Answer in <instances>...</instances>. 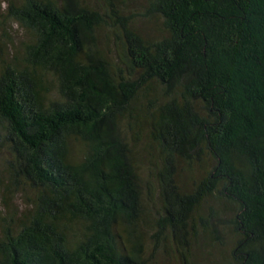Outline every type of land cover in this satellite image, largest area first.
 Instances as JSON below:
<instances>
[{
	"label": "trees",
	"instance_id": "1",
	"mask_svg": "<svg viewBox=\"0 0 264 264\" xmlns=\"http://www.w3.org/2000/svg\"><path fill=\"white\" fill-rule=\"evenodd\" d=\"M119 3L3 0L0 148L32 196L0 264H146V223L184 264L228 235L229 264H264V0H146L154 40Z\"/></svg>",
	"mask_w": 264,
	"mask_h": 264
},
{
	"label": "rangeland",
	"instance_id": "2",
	"mask_svg": "<svg viewBox=\"0 0 264 264\" xmlns=\"http://www.w3.org/2000/svg\"><path fill=\"white\" fill-rule=\"evenodd\" d=\"M89 4H96L97 0H86ZM146 4V0H120L119 4H115L119 9H121L122 14L125 17H132L134 19L133 25L136 27L138 32L146 39H157L160 37V27L154 24L151 20H143L140 14L143 13V8ZM6 5L3 4V0H0V17L1 13L5 10ZM139 16V17H138ZM7 28L9 30V36L12 37L14 41L18 44L19 41L25 40L26 35L22 29H19L17 25L9 24ZM112 37L113 34L108 35L105 31L100 33V38L98 40V47L106 53L107 57L112 60L114 57L112 50ZM48 80H52L49 78ZM53 92V91H52ZM144 143L140 144L136 149H134V156L136 162L139 164V175L143 182V189L147 193V198L149 199V204L147 205V210L150 219L155 216L157 211L158 201L154 200V205L151 204V197L148 193L149 185L145 184V181L151 182V176L149 175L147 168H150L146 158V153L143 151ZM80 147L76 144L73 148V153L77 154ZM9 156L5 149L0 148V225L4 220L13 219L14 216L26 208V200L31 198L32 193L30 190H22L19 187L7 188V174L5 172L7 160ZM181 184L186 187V173L181 175ZM153 191V190H151ZM148 201V200H147ZM146 234V249H145V259L146 264H184L181 260H178L171 253V249L168 247L167 241L159 242L155 245L152 240V235L154 229L148 223L142 225ZM217 229V228H216ZM232 248V240L228 235L224 238L223 243H215L210 240L203 239L196 243L190 249V256L187 258L188 264H229V253ZM171 250V251H170Z\"/></svg>",
	"mask_w": 264,
	"mask_h": 264
}]
</instances>
